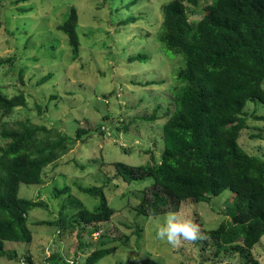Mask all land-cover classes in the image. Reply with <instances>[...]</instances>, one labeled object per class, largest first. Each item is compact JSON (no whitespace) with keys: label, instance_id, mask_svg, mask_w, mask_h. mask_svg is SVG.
<instances>
[{"label":"rangeland","instance_id":"374dc122","mask_svg":"<svg viewBox=\"0 0 264 264\" xmlns=\"http://www.w3.org/2000/svg\"><path fill=\"white\" fill-rule=\"evenodd\" d=\"M17 1L0 2V59H13L0 68V92L9 97L24 94L27 104L6 116L0 111V134L20 128L19 122L31 127L47 124L70 136H76L79 127L87 133L42 171L43 184L21 186L20 197L44 207L29 215L32 242H5L8 254L0 256V264H48L46 258L52 254L69 263L88 264L91 252L102 248L115 252L96 264H249L251 257L264 264V238L252 250L217 255V246L206 236L225 218L230 191L208 202L188 200L179 211H171L193 220L204 237L173 247L156 235L164 214L147 217L152 212L149 205L165 208L154 205L153 180L128 183L118 174L117 163L133 167L158 163L164 149L163 125L176 110L175 77L184 59L168 56L156 40L162 8L171 0ZM206 5H187L190 21L201 20ZM72 8L79 14L77 59L67 35L58 28ZM140 54L147 60L131 61ZM50 74V80L41 81ZM154 81L158 84L146 85ZM244 111L248 127L241 131L239 144L249 155L264 159V119L256 118L264 117V104L250 101ZM82 187L102 188L115 209L97 231L80 236L79 229L68 224H36L60 219L67 207L77 214L75 205L67 204L70 196L94 211L101 199ZM65 188L69 194L56 193ZM82 243L93 246L82 250Z\"/></svg>","mask_w":264,"mask_h":264},{"label":"trees","instance_id":"16d2710c","mask_svg":"<svg viewBox=\"0 0 264 264\" xmlns=\"http://www.w3.org/2000/svg\"><path fill=\"white\" fill-rule=\"evenodd\" d=\"M202 4H207L205 16L190 21L187 5L197 8ZM162 12V27L156 40L168 56L181 55L184 59V66L175 77L176 110L163 125L164 149L158 163L141 167L117 163L118 174L128 183L153 180L154 205L160 203L165 208L149 205L152 212L147 217L179 211L188 200L208 202L230 191L233 195L223 211L225 218L216 229L207 230L206 236L217 246V255L223 251L239 253L243 248L252 250L264 238V159L249 155L239 138L248 127L244 111L247 103L264 104V0H171ZM78 24V11L72 8L58 27L67 35L76 59L80 55ZM147 58L140 54L131 61ZM6 63H13V59H0V68ZM52 77L50 74L41 81ZM153 84L158 83H146ZM26 104L24 94L9 97L0 92V111L4 116ZM19 125L20 128L5 129L0 134L4 142L0 146V256L8 254L5 242H32L29 215L44 207L42 202L20 197L21 186L43 184L42 171L87 133L82 127L76 136H70L47 124ZM44 141L48 142L46 146ZM81 189L101 199L94 211L75 204L70 196L67 204L73 203L79 210L77 214L67 207L60 219L36 224H68L79 229L80 236L97 231L98 224L108 222L115 209L109 206L102 188ZM68 190L56 193L69 194ZM82 246L85 250L93 245ZM114 252L113 248L94 250L87 263L96 264ZM46 259L48 264H77L55 254ZM249 264L262 263L251 257Z\"/></svg>","mask_w":264,"mask_h":264},{"label":"clouds","instance_id":"9594fccd","mask_svg":"<svg viewBox=\"0 0 264 264\" xmlns=\"http://www.w3.org/2000/svg\"><path fill=\"white\" fill-rule=\"evenodd\" d=\"M157 238L173 247H180L183 242H196L204 237L198 224L189 218H182L178 212H168L163 216V223L156 232Z\"/></svg>","mask_w":264,"mask_h":264}]
</instances>
